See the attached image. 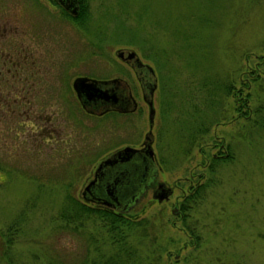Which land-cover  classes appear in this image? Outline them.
<instances>
[{"label":"rangeland","instance_id":"rangeland-1","mask_svg":"<svg viewBox=\"0 0 264 264\" xmlns=\"http://www.w3.org/2000/svg\"><path fill=\"white\" fill-rule=\"evenodd\" d=\"M32 1L0 0V18L16 13L5 25L26 28L34 53L61 60L69 79L48 73L47 83L56 80L52 96L37 106L53 124L44 133L37 127V137L27 115L0 105V264H89L85 258L115 249L101 239L98 220L71 230L58 209L66 193L83 199L100 159L137 146L148 130L138 81L114 54L123 47L151 66L156 81L149 126L155 179L179 184L167 198L146 190L124 211L141 221L124 237L135 263L264 264V0H86L85 29ZM27 21L48 23L51 42L32 41L35 25ZM77 73L125 78L136 109L83 111L70 87ZM241 95L246 117L236 109ZM48 130L55 140H46ZM213 153L221 159L212 162ZM197 187L180 214L171 211L176 196Z\"/></svg>","mask_w":264,"mask_h":264},{"label":"flooded vegetation","instance_id":"flooded-vegetation-1","mask_svg":"<svg viewBox=\"0 0 264 264\" xmlns=\"http://www.w3.org/2000/svg\"><path fill=\"white\" fill-rule=\"evenodd\" d=\"M35 1L36 2L34 1L32 2L45 7L46 9H48V11L52 12L53 14H56L58 16L60 15L61 19H63L64 21H68L69 24H74L76 26L79 25L80 29H85V18L89 14V12L86 11V9H88V4L86 6L85 0H75V1L73 0H35ZM70 3L71 5H69ZM71 9H74L75 11L72 12ZM19 10H23V9L20 8ZM14 15L17 18L18 15L16 13H12L10 18H13ZM10 18L8 16L4 18L2 17L0 18V105L2 104L5 107L6 106L11 107L19 115H21L22 113L27 115L30 118V126H32V133L34 136L37 137L38 133H41V131L42 133H44L46 131V128L49 125L48 122L53 124V121L49 120V117H48V116H51V114H48V111H41L44 107H38L37 100H47V99L49 100L50 96H52V92L50 90L51 88L53 89V82H56L57 80V81H60L61 83L62 80H67V83H68L69 75L65 76L64 74H62L64 75V77L61 75L60 71L62 70L61 69L62 67L59 66L61 60H53L51 58L52 54L47 55L49 59L48 61L46 60L45 62L44 61L45 56H43L42 54L34 53L32 44L25 42V39L23 38V35H25L24 31L26 30V28L24 30V28H21L17 26L16 24H14L12 27L6 26L5 24L9 23ZM18 18L20 21H22L21 15ZM29 25L31 26L35 25L34 27L36 31L30 28ZM27 27H29L33 31L31 32L28 30L30 33H33L34 38H32V41L34 39L37 45L40 41L45 43V39H46V43L51 42V40H49L50 26L48 23H45L44 26H40L39 24H35V23L31 24L29 21H27ZM57 35H60V34L57 33ZM42 38H44V40ZM49 46L52 47V45H49ZM123 48H124L123 54L125 55L127 52V49H125L126 47H123ZM45 49H49V47L45 46ZM117 49L114 50V54L116 57L117 55L115 52ZM120 60L126 63L131 68L132 73L135 75L138 81L137 83L140 89L141 99L146 104L147 111H148L149 101H150V104L153 106L152 93L151 94L149 93V86H150L149 69L144 65V62H142L143 64L138 63V64L133 65L132 63H130V61H132L131 59L130 60L120 59ZM45 67H48L49 70L45 69ZM49 72H52L51 73L52 78L56 77L55 78L56 80L54 79L50 83H47ZM77 76H87V77L96 78V79H110V78L119 77V76L95 77L92 74L88 75L85 73L83 74L77 73L72 77L70 81V87H71V90L73 92L75 99L78 101L80 108L85 112L96 114L94 112H89L85 110L81 106L80 101L74 89L72 88V80ZM119 78L125 81L124 83L126 85L127 91L126 92L124 91L123 86H119L117 84H115L114 86L113 84V90L118 95V99L116 100V102L115 103H109L106 101L99 102L97 100L90 104V105H94L93 108H98V107L100 108V106H103V105L104 106H109V105L116 106L117 104H125L127 102V98L130 96L134 100V103H135L134 108L130 111H133L136 109L137 101L133 95L129 82L125 78H122V77H119ZM108 86L109 85H107V87ZM54 95H57V93H55ZM55 97L56 96H53L51 98H55ZM119 99H122V100H119ZM39 108H41V110H39ZM109 111H118V110L112 107V108L105 110L102 113L109 112ZM118 112H122V111H118ZM41 116H46L45 120H43ZM147 121H148V117H147ZM151 123L152 121L151 122L148 121V129H149V126L151 127ZM37 127H40L41 131L38 130ZM52 129H53V126H52ZM58 130L59 129H56L55 132L57 133ZM47 134L48 135L45 134L47 141L55 140V138H53L49 130ZM57 137H59L58 133H57ZM41 141H44V140H41ZM142 141H143V137H142V140L135 147L137 148L141 147ZM152 141H153V138H152ZM219 146L220 148H223L224 143L222 142L219 143ZM215 155L216 154L213 153L212 157ZM142 157H143L142 153H137V155H135L134 158L140 160ZM129 163H132V160L129 161V159H127V161H122L120 164L116 163V164L103 168V174L104 173L105 174L101 175L98 173L96 175L94 183L92 184L91 187L87 189L88 193H90L92 197L96 196V198L99 199L100 201H107L110 198V196L107 195L108 194L107 184L108 183L110 184L112 179L114 177H117V175L119 176V182H121L122 180L125 181L126 179L125 175L122 174L123 172L125 173V170L121 171L118 169V167L119 165L120 167H123L125 166L124 164L129 165ZM91 177H93V175ZM177 180L175 179L174 181H172V185L168 186V187H171V192L173 191L174 188L179 187ZM117 183H115L114 185L115 189L117 188ZM188 185L186 186V189L189 188ZM157 186H158V182L155 179L152 182H149V185L147 186L146 190H150L151 195L154 196L158 192ZM95 187H100L104 190V192H102V189H101V193L103 194V196L95 195V192H94L96 190ZM164 188H166V186L161 187L160 190L164 191L165 190ZM133 194H134L133 191L127 194L129 199ZM169 195H167L165 198H167ZM184 195H185V191L179 194V198L181 199ZM179 198L178 196H176L175 201H174L177 208L179 205V202H178ZM104 206H106V204ZM179 212L180 211L178 209V213Z\"/></svg>","mask_w":264,"mask_h":264},{"label":"water","instance_id":"water-1","mask_svg":"<svg viewBox=\"0 0 264 264\" xmlns=\"http://www.w3.org/2000/svg\"><path fill=\"white\" fill-rule=\"evenodd\" d=\"M75 1V0H73ZM72 2V1H71ZM71 5V3L69 4ZM67 5V6H69ZM72 12H74V9H71ZM123 49L124 48H119L116 50V55L119 59L122 60H132L130 63L133 65L135 64H143L142 61L137 57L135 51L133 49H127L126 54H123ZM144 65L149 69V93L151 94L156 81L153 73V69L151 66L148 64L144 63ZM125 81L119 77H113L110 79H96V78H91L87 76H77L72 80V88L74 89L81 106L89 111V112H94L96 114H100L104 112L105 110L114 107L118 111H130L134 108L135 103L134 100L129 96L127 98V102L125 104H117L116 106H100V108H93L94 105H90L94 101H99V102H109V103H115L116 100L118 99V95L116 92L113 90V84L123 86L124 91L126 92V85L124 83ZM111 84V85H110ZM107 85H109L107 87ZM122 100V99H119ZM154 114V108L150 104L149 101V107L147 111V117L148 121L151 122ZM152 134L150 132V129H148L144 135H143V141H142V146L137 148L135 146H122L102 159H100L97 164L94 167L93 170V177L89 178L86 183L83 185L80 195L83 199L89 200L95 204H106L109 208H112L115 211L118 212H124L127 211L128 208L136 204L142 193L146 190L147 186L149 185V182H152L156 178L157 174V167L154 162L153 158V151L151 149V141H152ZM137 153H142L143 157L138 160L135 157ZM129 161L132 160V163H129V165L124 164L125 166L123 167H118L119 170H125V173L123 172L122 174L125 175V181L119 182V176L114 177L111 181V183L107 184V195L110 196V198L107 201H100L99 199L96 198V196L92 197L90 193H88L87 189L92 186V184L95 181L96 175L99 173L101 175L103 174V168L113 165V164H120L122 161ZM117 164V165H118ZM127 168V169H126ZM119 182V183H117ZM158 182V181H157ZM115 183H117V188L115 189ZM164 187L162 182H158V192L154 195L157 199L165 198L167 195L170 194L171 192V187L166 186L164 188V191H161L160 188ZM96 190L95 195L98 196H103L101 193L100 187H95ZM131 191H133V195L130 197L127 196ZM102 192L104 190L102 189ZM125 204V205H123ZM103 205V206H104ZM171 211H178V208L176 205L171 209ZM184 245V244H183Z\"/></svg>","mask_w":264,"mask_h":264},{"label":"trees","instance_id":"trees-1","mask_svg":"<svg viewBox=\"0 0 264 264\" xmlns=\"http://www.w3.org/2000/svg\"><path fill=\"white\" fill-rule=\"evenodd\" d=\"M238 101L239 102L238 104H236V109L241 108L240 115H243L244 117L248 116V111L244 109L242 110V108L245 107L246 98L243 99L241 95V100ZM226 156L227 155L223 157L226 158ZM220 157L221 156L215 155L211 158V160L212 162H216L217 160L221 159ZM198 187L195 190H193V192L184 195L181 198L179 202L181 206L180 207L178 206L179 211L184 210L186 203H190L191 200H194L195 197L198 196ZM58 217L62 221V224L66 228L68 227V229L70 228L71 230H77L80 227H82L83 222L86 219H91L92 221L96 219L100 222L99 228L101 229V235H100L101 239L105 238L106 236L109 239V242L116 245L115 249L112 250V252L101 253L99 257H97L98 260L96 261L94 258H89V259L85 258L87 261H89V264H95V263L96 264H128V262L129 264L137 263L135 250L132 248L133 246L131 245L124 246L125 243L124 237L128 233V230L132 228V226L136 227L140 225L139 223L141 221L131 220L129 219L128 216L125 215L124 212H118L100 204L86 203L85 201H83V199L78 198L70 193L64 194L62 203L60 204V207L58 209ZM187 228L192 232V230L189 227ZM120 253H124L125 255L122 256V254ZM56 261L57 259L54 258L53 260H50L48 263H33V264H55ZM73 264H80V262Z\"/></svg>","mask_w":264,"mask_h":264}]
</instances>
